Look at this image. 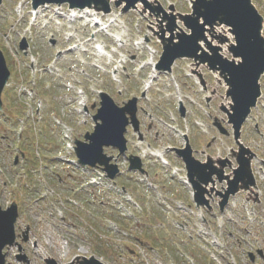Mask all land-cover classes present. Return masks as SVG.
I'll use <instances>...</instances> for the list:
<instances>
[{
	"label": "rangeland",
	"instance_id": "obj_1",
	"mask_svg": "<svg viewBox=\"0 0 264 264\" xmlns=\"http://www.w3.org/2000/svg\"><path fill=\"white\" fill-rule=\"evenodd\" d=\"M157 2L168 13L170 5L177 12L190 13L187 0ZM253 2L264 16V0ZM112 7L109 16H95L107 26L115 22L103 32L102 25L94 27L95 17L70 10L67 5H49L36 21L30 18L31 0H3L0 6V50L12 71L3 95L4 111L0 112V206L5 209L18 203L17 231L22 233L30 227V242L24 245L29 264H45L47 258L68 264L78 255H94L105 264H208L211 260L216 264H254L248 253L264 250V203H248L246 195L254 200L253 197L242 193L231 199L224 213L219 211L216 196L210 198L212 211L196 208L184 183L183 162L171 152L183 146V136L187 135L197 159L228 158L232 165L226 174H232L237 167L233 157L237 146L231 134H221L214 125L215 118L222 120V125L227 119L220 110L230 102L225 84L190 60L177 61L171 74L157 73L151 80L150 63H157L162 53L157 26L164 24V30L167 27L163 13L143 11L139 5L138 11L122 14L121 8L114 4ZM25 39L30 46L21 51L19 44ZM76 46L79 49L72 51ZM97 46L101 47L99 51ZM99 52L103 57H99ZM56 53L61 54L60 60L55 59ZM223 54L231 58L227 50ZM32 58L36 60L35 74L29 63ZM190 70L200 74L207 91L190 77ZM29 77L35 79V88L30 86ZM261 87L262 99L244 125L242 141L257 155L253 170L264 193V77ZM79 90L85 91L88 99L89 116L84 125L79 124V119L85 115L73 110ZM102 92L119 106L137 97L139 106L150 115L144 117L145 123L152 124L153 129L147 131L144 144L136 142L135 134L129 135L130 149L143 157L148 177L131 173L124 157L118 162L121 177L114 182L103 179L102 170L74 167L59 159H75L73 152L68 155L63 147L61 151L62 133H69L71 141H84L86 133L93 131V116ZM31 98L43 102L35 123L27 115L26 102ZM180 104L185 109L184 117ZM52 114H58L54 120L50 119ZM44 121L47 129L41 133L40 124ZM23 125L21 135L17 126ZM52 127L54 138L50 146L46 140ZM30 129L39 132L41 171L32 167L38 166L32 150L35 145L22 149L29 161L20 159V145ZM137 145L142 147L136 148ZM151 149L162 151L164 157L159 159L151 153L145 156ZM106 153L117 155L113 150ZM97 175L101 178L98 185L80 191ZM223 186L225 183H218L216 188L221 191ZM123 187L127 189L125 193ZM18 254L16 247L8 251L7 264H26L17 261ZM255 264H264V260Z\"/></svg>",
	"mask_w": 264,
	"mask_h": 264
},
{
	"label": "water",
	"instance_id": "obj_2",
	"mask_svg": "<svg viewBox=\"0 0 264 264\" xmlns=\"http://www.w3.org/2000/svg\"><path fill=\"white\" fill-rule=\"evenodd\" d=\"M34 9L45 4H69L70 9H95L105 14L111 13L110 0H32ZM2 0H0V5ZM141 3L146 9L153 12L163 13V20L167 22V30L162 31L160 40L162 41L164 53L158 65L159 70L171 72V67L177 59L188 58L196 62L197 66L205 65L214 73H218L227 86L226 97L231 99L230 111L223 107L227 114L229 124L233 126L234 137L239 151L233 152V156L238 163V167L233 171V179L224 175V168L231 166V162L226 160L218 161L220 168L214 165L212 159H208L207 164H202L195 160L192 149L187 141V148L176 150L183 159L188 171V177L196 191V202L198 207L209 206L205 200L206 189L203 187L214 185L213 177L216 175L220 182L226 180L228 189L225 194L218 193L223 201L221 211L228 204L231 195H235L240 189L250 190L256 186L252 171V160L256 154L246 148L241 142V128L253 108L257 106L258 99L262 96L260 80L264 75V38L262 37L264 18L252 4V0H191L192 14H171L168 15L163 8L158 5L153 6L148 0H115L117 8L125 4L123 12L136 9ZM170 11L175 12L174 6H170ZM177 19L183 22L184 27L190 31L187 34L177 25ZM225 26L229 28L230 34L234 38V43L223 35H216L215 28ZM166 32L170 34L166 37ZM209 34L212 41L207 38ZM214 41L217 44H213ZM203 42L207 49L200 45ZM229 43V53L232 59H228L221 54L222 47ZM26 43L21 45V49L26 48ZM10 78V72L6 65V60L0 52V109H2V92ZM137 100L118 106L108 94L101 95V108L94 117L96 123L92 134L86 136L88 143L77 142L75 149L80 162L83 165L95 167L97 164L105 166L110 179H114L119 172L117 165H111V157L104 154L105 147H115L121 154L127 150V140L125 139L126 127L130 124L127 114L131 117L134 128H137L136 121ZM184 113V111H183ZM222 133H227L221 125L216 122ZM139 161L138 158H134ZM131 168L141 169L139 162ZM208 195L210 193L208 192ZM19 218V208L13 203L9 208L3 209L0 206V264L6 263V256L3 251L6 247L16 245L15 226ZM27 240V238L25 239ZM253 260V255H250ZM20 256L18 259L22 260ZM46 264H56L53 259H47ZM72 264H103L95 257L86 259L78 257Z\"/></svg>",
	"mask_w": 264,
	"mask_h": 264
},
{
	"label": "bare ground",
	"instance_id": "obj_3",
	"mask_svg": "<svg viewBox=\"0 0 264 264\" xmlns=\"http://www.w3.org/2000/svg\"><path fill=\"white\" fill-rule=\"evenodd\" d=\"M91 10H85L84 11V13H85V16H95L97 13L96 12H94L92 15H91ZM39 17V16H38ZM75 19H77V16L75 17ZM112 24H114V22H112L111 23V25ZM157 28L160 30V31H162V26L161 25H159V26H157ZM215 34H218V32H216L215 31ZM121 42H122V40H121ZM100 53V52H99ZM101 54V53H100ZM99 56H101V55H99ZM151 65H153V63L151 62L150 63ZM154 78V77H153ZM149 152H151V151H149ZM145 154H147V151L145 152ZM152 154L154 155V156H156V157H158V158H162L163 157V155H162V153H159V152H152ZM185 182V181H184ZM187 184V183H186Z\"/></svg>",
	"mask_w": 264,
	"mask_h": 264
}]
</instances>
